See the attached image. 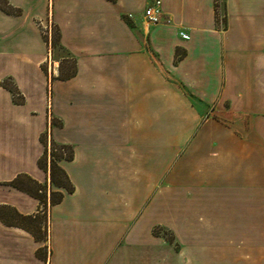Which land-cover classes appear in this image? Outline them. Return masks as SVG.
<instances>
[{
	"label": "crops",
	"instance_id": "1",
	"mask_svg": "<svg viewBox=\"0 0 264 264\" xmlns=\"http://www.w3.org/2000/svg\"><path fill=\"white\" fill-rule=\"evenodd\" d=\"M153 1L0 0V207L49 197L43 134L73 187L0 264H264V0Z\"/></svg>",
	"mask_w": 264,
	"mask_h": 264
},
{
	"label": "trees",
	"instance_id": "2",
	"mask_svg": "<svg viewBox=\"0 0 264 264\" xmlns=\"http://www.w3.org/2000/svg\"><path fill=\"white\" fill-rule=\"evenodd\" d=\"M220 6H224V2L222 4H219V0H215V11H216V18H219L218 8ZM222 22L224 23V18L222 19ZM57 34V33H56ZM58 44V34L56 39H51V45L57 46ZM70 68V66H69ZM71 76V72L69 73H63L61 74L62 78ZM6 83L4 82V85ZM10 92L13 96V100L15 102H18L16 100V95L18 94L15 89H10ZM47 135L42 136V141L45 143V152L41 160L39 161V166L45 171L49 173V182L51 185V190L49 194V205H54L61 201L63 195L61 192L52 190V187L56 188H63L67 192H72L73 187L69 182V179L64 172V170L59 166L58 162L62 159H71L72 158V151L67 149V147L64 146H58L51 142L50 144V159H49V165L47 164V157H48V146L46 147V140ZM12 186H14L17 189L23 190L30 195H32L34 198L39 200L40 206L43 207V209H46V191L47 187L46 184H38L37 182L33 181L31 178H29L26 175H18L13 181L10 183ZM48 203V201H47ZM40 210L37 214L33 216H23L18 214L13 208L1 206L0 207V220H2L3 223L7 224L8 226H16L23 228L30 232L34 239L36 241H42L44 240L46 236V228H43V224L41 223V217L38 215ZM46 213V212H45ZM46 222V221H45ZM46 224V223H45Z\"/></svg>",
	"mask_w": 264,
	"mask_h": 264
},
{
	"label": "built area",
	"instance_id": "3",
	"mask_svg": "<svg viewBox=\"0 0 264 264\" xmlns=\"http://www.w3.org/2000/svg\"><path fill=\"white\" fill-rule=\"evenodd\" d=\"M162 12H161V1L155 0L152 3H150L145 11H144V18L146 23L150 25H157L160 23ZM49 35V31H48ZM183 39H187V36H182Z\"/></svg>",
	"mask_w": 264,
	"mask_h": 264
},
{
	"label": "rangeland",
	"instance_id": "4",
	"mask_svg": "<svg viewBox=\"0 0 264 264\" xmlns=\"http://www.w3.org/2000/svg\"><path fill=\"white\" fill-rule=\"evenodd\" d=\"M221 3V0H219V4ZM49 31V30H48ZM44 35H46V37H47V31L46 30H44ZM56 37H57V34H56V31H55V29L53 28L52 29V33H51V39H56ZM53 48H55V54L56 55H63L64 56V54L58 49V48H56L54 45L52 46ZM68 60H65L64 62H67ZM66 66H69V64L67 63V65ZM44 135V134H43ZM47 201H48V203H47ZM46 204H47V207H46V209H43V207L42 206H40L41 207V209H40V212H39V216L41 217V223L43 224L42 226H43V228L45 229L46 228V225H45V221H46V217H47V210H48V205H49V197L48 196H46ZM46 212V213H45ZM171 238L169 237V240H170Z\"/></svg>",
	"mask_w": 264,
	"mask_h": 264
}]
</instances>
